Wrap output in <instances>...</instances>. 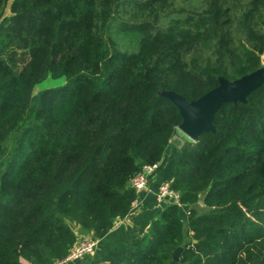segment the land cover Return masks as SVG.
<instances>
[{
    "label": "trees",
    "instance_id": "16d2710c",
    "mask_svg": "<svg viewBox=\"0 0 264 264\" xmlns=\"http://www.w3.org/2000/svg\"><path fill=\"white\" fill-rule=\"evenodd\" d=\"M119 3L134 52L105 39ZM8 6L23 45L0 53V264H54L130 215L129 179L182 121L163 92L190 102L261 66L264 0H0V20ZM48 76L64 80L33 92ZM212 124L176 148L186 216L166 204L120 264H264V84Z\"/></svg>",
    "mask_w": 264,
    "mask_h": 264
},
{
    "label": "crops",
    "instance_id": "0c3cea01",
    "mask_svg": "<svg viewBox=\"0 0 264 264\" xmlns=\"http://www.w3.org/2000/svg\"><path fill=\"white\" fill-rule=\"evenodd\" d=\"M173 156L179 157V150L171 149ZM166 156L161 162L159 172L154 173L148 182V188L138 193L132 204L130 215L123 219L115 228L105 236L98 239L94 252L80 259L63 264H120L124 256L130 253L139 236L147 232L152 221L165 207L156 200V192L161 182L172 181L177 169L175 158ZM160 162V164H161ZM186 216V212L184 210ZM77 226H75L76 228ZM90 236V235H89ZM26 263V262H24Z\"/></svg>",
    "mask_w": 264,
    "mask_h": 264
},
{
    "label": "water",
    "instance_id": "95a60500",
    "mask_svg": "<svg viewBox=\"0 0 264 264\" xmlns=\"http://www.w3.org/2000/svg\"><path fill=\"white\" fill-rule=\"evenodd\" d=\"M262 84H264V70L258 69L233 81L220 78L217 87L190 102L173 91L163 92V95L176 105L182 118L177 127L178 132L171 137L165 154H170L172 148L180 149L184 145L185 139L196 141L204 132H214L215 127L212 121L221 104L243 102L251 92ZM179 251L180 247L173 254L175 259Z\"/></svg>",
    "mask_w": 264,
    "mask_h": 264
},
{
    "label": "rangeland",
    "instance_id": "374dc122",
    "mask_svg": "<svg viewBox=\"0 0 264 264\" xmlns=\"http://www.w3.org/2000/svg\"><path fill=\"white\" fill-rule=\"evenodd\" d=\"M10 1L11 0H9V3H10ZM128 1L130 3V2H133L134 0H128ZM127 7H128V4H125V5H123V4L121 5V3L117 4V6L115 8L114 15H113V22H112V28H111L112 31L110 29L109 37L105 38V39L107 40V42L110 45L115 44L114 49H117V51L134 52V51L137 50V47H138L137 43L134 40H132L131 38L122 37L123 33L120 32V29H119V27L121 25V22L124 19H126V18H128L130 16V12L129 11H127V13L124 12V10ZM9 15H10V12H9V6H8L5 9L4 17L0 20V53H2L8 47H19V46L23 45L22 38L20 36H17L15 34H13V33L11 34V30L7 29L8 20H6L7 19L6 17H8ZM21 34L25 35L26 33H21ZM258 69L264 70V52L261 55V66L259 68L255 69V70H253L252 72H254V71L258 70ZM252 72H250V73H252ZM63 80H64V78L61 77V76L60 77H54V78L51 77V76H48L46 79H44V80H42L39 83L34 85L33 92H36L37 90H41V89H45V88H49V87H53V86L59 85V84H61L63 82ZM173 149H176V148H173ZM168 155L170 156L169 159L170 158H175V160L177 161V164H178V157L176 158L175 156H173V153H170ZM159 170L160 169H158L155 173L159 172ZM166 204H168V203H166ZM166 204H164V205H166ZM180 207L182 208L183 212H184V210H185V212L187 211V207H184L183 205H181ZM75 230H77V229H75ZM79 236H81L80 238H83V236H85V235H81V234L78 233V237ZM89 237H93V236H89ZM93 252H94V250H93ZM93 252H91V253H89L87 255H90ZM21 262H26V261L22 260ZM24 264H28V263L26 262Z\"/></svg>",
    "mask_w": 264,
    "mask_h": 264
},
{
    "label": "built area",
    "instance_id": "2783aa9c",
    "mask_svg": "<svg viewBox=\"0 0 264 264\" xmlns=\"http://www.w3.org/2000/svg\"><path fill=\"white\" fill-rule=\"evenodd\" d=\"M159 167L160 162L142 165L140 171L129 179L128 186L133 189L136 194L145 191L148 188L149 178L159 169ZM155 197L159 204L171 203L177 204L179 207L181 206L180 195L171 187L170 181H163L159 185ZM127 217L128 216L117 218L114 221L113 228L117 227L122 220ZM97 242L98 240L94 237L80 238L69 251L68 255L61 261L55 262L54 264H63L86 256L87 254L93 252Z\"/></svg>",
    "mask_w": 264,
    "mask_h": 264
}]
</instances>
